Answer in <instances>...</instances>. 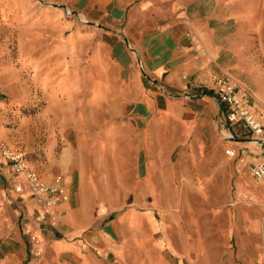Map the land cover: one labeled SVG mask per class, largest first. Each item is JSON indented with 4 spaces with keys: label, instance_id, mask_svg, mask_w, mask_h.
<instances>
[{
    "label": "crops",
    "instance_id": "crops-1",
    "mask_svg": "<svg viewBox=\"0 0 264 264\" xmlns=\"http://www.w3.org/2000/svg\"><path fill=\"white\" fill-rule=\"evenodd\" d=\"M188 1H26L50 30L57 75L25 117L39 139L29 157L5 143L42 180L61 174L69 198L47 208L16 193L0 156V264H171L166 253L186 264L201 225L226 239L258 224L261 155L237 127L226 137L212 79L264 107V0H212L210 20Z\"/></svg>",
    "mask_w": 264,
    "mask_h": 264
},
{
    "label": "rangeland",
    "instance_id": "rangeland-1",
    "mask_svg": "<svg viewBox=\"0 0 264 264\" xmlns=\"http://www.w3.org/2000/svg\"><path fill=\"white\" fill-rule=\"evenodd\" d=\"M26 1L20 0L18 7L14 0H0V130L5 132L0 142L23 146L29 157V146L35 148L39 139L35 138L34 121H26L25 117H33L36 109L42 107L44 100L50 97V91L45 92L43 87L45 82L57 75L48 70L57 57L51 55L50 30L36 18L33 12L36 5L31 6ZM211 4L212 0H189L187 6L190 11H197L201 17L210 20ZM258 59L262 62L264 56L260 54ZM40 69L44 73L42 75H46L43 84L37 86L35 76ZM22 90L26 93H22ZM240 91L264 122V107L259 108L252 91ZM34 104L40 105L36 108ZM224 111L222 107L217 117L218 122L227 128ZM250 173L252 175L251 168ZM206 218L211 221L210 217ZM236 228L231 236L225 235V239L224 228H218L211 222L201 225L200 233L188 235L190 248L186 264H264V209L258 224H251L246 232L239 235L240 239ZM166 254L171 264H178L177 260Z\"/></svg>",
    "mask_w": 264,
    "mask_h": 264
},
{
    "label": "built area",
    "instance_id": "built-area-1",
    "mask_svg": "<svg viewBox=\"0 0 264 264\" xmlns=\"http://www.w3.org/2000/svg\"><path fill=\"white\" fill-rule=\"evenodd\" d=\"M66 13L69 14L71 11L66 10ZM212 80L214 95L225 109V123L249 134V141L259 150L261 161L253 165L251 170L255 179H262L264 177V122L258 118L254 110L243 103V98L229 77L214 76ZM190 96H196V94H190ZM237 135L238 132H233L231 129L226 133V137L230 139H235ZM225 153L228 156H236L233 148H227ZM0 156L7 163L9 170L21 178L13 183V190L16 193L27 191L38 205L47 208L57 205L62 200H68L69 195L61 174L53 176L50 181L42 180L27 163L25 153L17 147L8 146L5 142H0ZM32 239L37 242L36 238Z\"/></svg>",
    "mask_w": 264,
    "mask_h": 264
}]
</instances>
